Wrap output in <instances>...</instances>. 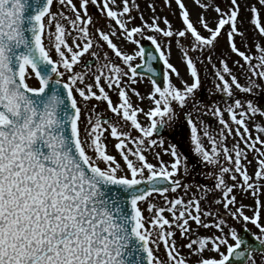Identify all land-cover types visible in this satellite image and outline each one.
Instances as JSON below:
<instances>
[{
    "label": "snow or ice",
    "instance_id": "snow-or-ice-1",
    "mask_svg": "<svg viewBox=\"0 0 264 264\" xmlns=\"http://www.w3.org/2000/svg\"><path fill=\"white\" fill-rule=\"evenodd\" d=\"M147 8L0 0V264H264V0Z\"/></svg>",
    "mask_w": 264,
    "mask_h": 264
},
{
    "label": "rangeland",
    "instance_id": "rangeland-1",
    "mask_svg": "<svg viewBox=\"0 0 264 264\" xmlns=\"http://www.w3.org/2000/svg\"><path fill=\"white\" fill-rule=\"evenodd\" d=\"M150 2H151V0H139V3H140V5H141V8L145 11V16H146V17L150 15V10L147 8V4L150 3ZM189 6L191 7V0H189ZM157 11H158L161 15H164L165 12H166L167 10H166V9H162V8L158 5V6H157ZM193 16H194V18H195V10H194V12H193ZM169 19H173V22H174V23H178V21L175 20L170 14H169ZM172 62H173L174 64H176L178 67H180L181 72H183V70H184V69H183V66L180 65L179 60H178V57H177V54L175 53V50H174V54H173V58H172ZM241 82H243V80H242ZM31 83H33L34 85L36 84L35 81H31ZM146 87H147V85H145V84H141V85L139 86V88H140V90H141L142 92L145 91ZM256 119H257V121H259L261 118H260V117H257ZM207 120H208V122H210L213 126L216 125V120H215V118L209 116V117H207ZM250 158H251V157H250ZM249 171H250V172H251V171H254V168H253V167H250V168H249ZM197 179L202 181V178L199 177V176H197ZM202 182H203V181H202ZM245 203H251V200H250V199H249V200H246ZM249 214H250V213H249ZM185 251H187V250L185 249Z\"/></svg>",
    "mask_w": 264,
    "mask_h": 264
}]
</instances>
